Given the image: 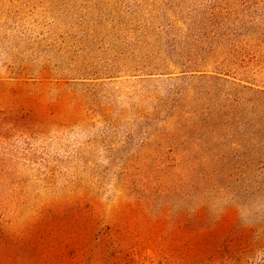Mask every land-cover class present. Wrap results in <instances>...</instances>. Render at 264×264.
<instances>
[{"label":"rangeland","instance_id":"rangeland-1","mask_svg":"<svg viewBox=\"0 0 264 264\" xmlns=\"http://www.w3.org/2000/svg\"><path fill=\"white\" fill-rule=\"evenodd\" d=\"M252 142L264 0H0V264H264Z\"/></svg>","mask_w":264,"mask_h":264},{"label":"trees","instance_id":"trees-1","mask_svg":"<svg viewBox=\"0 0 264 264\" xmlns=\"http://www.w3.org/2000/svg\"><path fill=\"white\" fill-rule=\"evenodd\" d=\"M242 87L253 90L248 86ZM255 91L261 92L258 89ZM260 168L264 172V142L237 144V174L240 173L244 179L247 173L257 172Z\"/></svg>","mask_w":264,"mask_h":264}]
</instances>
